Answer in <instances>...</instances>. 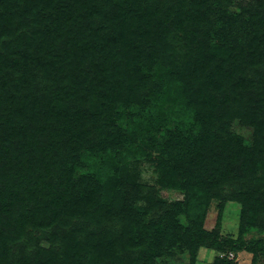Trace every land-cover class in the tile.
<instances>
[{
    "label": "trees",
    "instance_id": "1",
    "mask_svg": "<svg viewBox=\"0 0 264 264\" xmlns=\"http://www.w3.org/2000/svg\"><path fill=\"white\" fill-rule=\"evenodd\" d=\"M154 156L183 200L135 175ZM215 201L241 206L236 238L206 228ZM253 231L264 0H0V264L264 254Z\"/></svg>",
    "mask_w": 264,
    "mask_h": 264
},
{
    "label": "rangeland",
    "instance_id": "2",
    "mask_svg": "<svg viewBox=\"0 0 264 264\" xmlns=\"http://www.w3.org/2000/svg\"><path fill=\"white\" fill-rule=\"evenodd\" d=\"M244 134L247 137H251V133L248 130H244ZM156 161V156L152 159H140L139 161H135V175L138 178L140 176V182L156 187L160 197L169 203L183 200L184 193L180 189L169 187V185L163 186L160 183L158 184L161 174L159 172L160 169L159 171L157 170ZM219 206H221L219 202H213L209 211L206 228L208 230H217L223 237L236 238L239 232L241 206L234 202H228L222 213L220 212ZM251 240H264V231H253L251 234H248L246 236V241L249 242ZM200 258L196 264H215L217 260L224 259L232 264H264V254L258 252L254 255V253L244 250L239 252H222L207 249L202 253ZM186 260V255L178 254L167 260L166 263L178 264L181 261L186 262Z\"/></svg>",
    "mask_w": 264,
    "mask_h": 264
}]
</instances>
